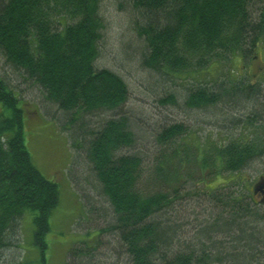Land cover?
Here are the masks:
<instances>
[{
  "label": "trees",
  "instance_id": "16d2710c",
  "mask_svg": "<svg viewBox=\"0 0 264 264\" xmlns=\"http://www.w3.org/2000/svg\"><path fill=\"white\" fill-rule=\"evenodd\" d=\"M120 1L128 7L135 29L145 41V64L165 75L230 63L235 55L243 61L253 60L258 51L264 50V0ZM99 11L98 0H0V53L25 82L64 111L72 125L84 123L81 120L85 114L117 109L129 97L128 86L117 73L94 63L103 28ZM247 86L255 88L253 82ZM222 87L215 94L207 92L203 84L190 95L189 102L202 107L235 94V89ZM246 92L241 93L246 96ZM0 103V251L10 245V235L28 211L36 227L34 246L41 251L42 264H46V236L51 230V214L60 200L59 185L44 177L32 162L25 141L24 102L1 75ZM184 131L183 124L172 125L161 132L160 142L183 138ZM80 135L83 141L77 139L73 146L86 149L114 214L107 227L80 240V250L72 245L69 254L94 250L104 234H111L118 251L127 255L128 264H211L210 259L216 256L215 262L221 264H264L263 257L255 255L257 245L264 242V224L261 230L248 233L247 224L239 221L241 211L247 210L242 202L233 203L236 211L230 222L220 224L229 235L237 232L227 243L231 247H213L217 255L207 252L210 249L206 247L200 249L199 257L189 247L175 249L177 228L163 226L155 217L170 205L172 195L143 191L142 158L119 153L136 141L124 118L109 119L96 132ZM223 150L226 164L217 173L238 171L264 152L255 142ZM174 161L173 154L166 164ZM155 172L157 179L168 180L160 161ZM213 231L215 227L206 229L204 235Z\"/></svg>",
  "mask_w": 264,
  "mask_h": 264
},
{
  "label": "rangeland",
  "instance_id": "374dc122",
  "mask_svg": "<svg viewBox=\"0 0 264 264\" xmlns=\"http://www.w3.org/2000/svg\"><path fill=\"white\" fill-rule=\"evenodd\" d=\"M98 1L103 28L99 56L94 63L117 73L128 86L129 97L117 109L85 114L81 127L72 125L64 111L37 87L25 82L0 53V75L24 102L25 141L32 162L44 177L59 185L60 200L51 214V230L46 236V264H128L127 255L118 251L111 234H104L94 250L69 254L72 245L80 250V240L107 227L114 214L101 192L86 149L83 145L73 146L77 139L83 141L79 133L96 132L109 119L124 118L127 129L135 136V143L119 153L142 158L140 188L150 195H172L170 205L155 217L163 226L171 224L177 228L176 250L189 247L199 257L200 249L208 247L207 252L217 255L213 247H225L231 243V235H237H229L220 227L222 222H230L235 213L233 203L247 206L239 214V221L247 224L248 233L261 230L264 204L259 205L261 198L254 195L253 187L264 176V152L238 171L217 173V169L226 164L223 149L227 146L255 142L257 149L264 150V50L258 51L253 60L243 61L235 55L230 63L165 75L145 64L146 44L140 30L135 29L128 7L120 0ZM252 82L255 88L247 89ZM203 84L209 93L218 94L224 85L225 89H235V94L196 107L189 97ZM242 90H247L246 96ZM1 108L0 103V112ZM177 124L184 125L183 138L161 143V132ZM173 154L175 161L167 165ZM159 161L169 181L155 177ZM212 227L215 231L205 236L204 230ZM35 229L34 216L27 211L19 220V228L12 235L9 233L10 245L0 251V264H42L41 251L33 243ZM256 248L255 255L264 260V242ZM216 258L209 262L221 264L215 262Z\"/></svg>",
  "mask_w": 264,
  "mask_h": 264
},
{
  "label": "water",
  "instance_id": "95a60500",
  "mask_svg": "<svg viewBox=\"0 0 264 264\" xmlns=\"http://www.w3.org/2000/svg\"><path fill=\"white\" fill-rule=\"evenodd\" d=\"M258 192H264V176H261L260 179L254 183V193ZM261 202H264V198Z\"/></svg>",
  "mask_w": 264,
  "mask_h": 264
},
{
  "label": "flooded vegetation",
  "instance_id": "af4514ba",
  "mask_svg": "<svg viewBox=\"0 0 264 264\" xmlns=\"http://www.w3.org/2000/svg\"><path fill=\"white\" fill-rule=\"evenodd\" d=\"M256 197L260 196V198H264V192H258L256 194H254Z\"/></svg>",
  "mask_w": 264,
  "mask_h": 264
}]
</instances>
